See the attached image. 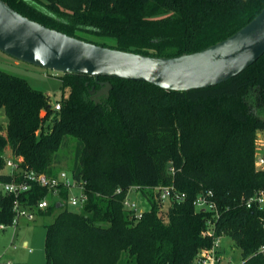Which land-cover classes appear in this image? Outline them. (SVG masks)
I'll use <instances>...</instances> for the list:
<instances>
[{"label": "trees", "instance_id": "obj_1", "mask_svg": "<svg viewBox=\"0 0 264 264\" xmlns=\"http://www.w3.org/2000/svg\"><path fill=\"white\" fill-rule=\"evenodd\" d=\"M5 1L86 41L158 56L208 47L264 7V0ZM60 78L69 94L55 110L49 94L0 69V110L7 118L6 126L0 124V170L9 149L48 175L64 170L66 156L72 174L86 180L88 200L80 209L55 202L41 211L58 209L46 226L49 264H192L201 248L212 245L204 235L212 212L194 204L208 190L221 211L216 234L242 250V264H264V252H258L264 209L242 204L264 189V169L255 166L257 133L264 131V54L225 82L189 91L100 77L113 85L100 103L89 96L94 77ZM11 179L0 174V181ZM170 184L186 198L163 200L157 187ZM134 186L149 201L140 218L123 203ZM48 194L33 185L22 200L34 204ZM13 201L0 195V224L12 223Z\"/></svg>", "mask_w": 264, "mask_h": 264}, {"label": "water", "instance_id": "obj_2", "mask_svg": "<svg viewBox=\"0 0 264 264\" xmlns=\"http://www.w3.org/2000/svg\"><path fill=\"white\" fill-rule=\"evenodd\" d=\"M0 50L16 59L63 73L87 74L90 99L108 98L115 77L146 81L166 90L215 86L244 71L264 54V7L227 38L199 51L158 56L104 46L46 26L0 0ZM51 106V105H50ZM63 202H57V208Z\"/></svg>", "mask_w": 264, "mask_h": 264}, {"label": "built area", "instance_id": "obj_3", "mask_svg": "<svg viewBox=\"0 0 264 264\" xmlns=\"http://www.w3.org/2000/svg\"><path fill=\"white\" fill-rule=\"evenodd\" d=\"M55 110H60L62 103L56 100L52 104ZM258 164L264 165V157H258ZM7 173L12 176L10 181H0V195H11L14 198L13 210L15 212L12 223L9 225H18L22 217L32 221L41 211H46L51 205L50 197H53L56 202H63L66 206L70 205L69 209H80L88 200L86 192V180L76 178L67 170L60 171L57 175H48L45 172H39L27 165L25 159L21 155H10L5 157V165L0 174ZM33 185H39L48 189V196L38 199L34 204L24 203L22 195L27 192ZM68 189V195L65 198L62 196V191ZM139 186H134L129 189L123 203L124 207L133 212V215L140 218L144 211L140 210L137 203L132 200L133 192L138 191ZM160 196L163 200H184L186 198L185 192H180L175 185H160L157 187ZM72 191L76 193L72 194ZM72 194V195H71ZM194 204L198 210L211 211L212 215L207 221V227L204 231L205 236L212 237V245L201 248L192 264H242L244 258L241 252L240 260H236L232 254H227L224 246L223 234H216V221L221 215L218 203L214 199V192L208 190L198 194L194 200ZM242 204L246 207H253L254 205L264 209V189L257 191L253 196L242 198ZM9 225L0 224V229L5 230ZM264 227V222H263ZM230 238V237H229ZM231 246L236 248L233 240ZM242 251V250H241ZM258 252H264V245H261Z\"/></svg>", "mask_w": 264, "mask_h": 264}, {"label": "rangeland", "instance_id": "obj_4", "mask_svg": "<svg viewBox=\"0 0 264 264\" xmlns=\"http://www.w3.org/2000/svg\"><path fill=\"white\" fill-rule=\"evenodd\" d=\"M0 69L6 72L26 78L29 83L50 95L51 104L62 98L63 94H69V88L61 87V72L36 66L16 59L0 50ZM7 118L3 110H0V124L6 126ZM72 147V145H70ZM67 154V153H66ZM8 149L6 157L10 156ZM264 157V131H258L256 140L255 166L264 169V165L257 162L258 157ZM69 159L63 157L62 168L72 173ZM76 191H72V194ZM71 194V195H72ZM140 210L149 207L148 198L140 191L131 195ZM53 205L56 200L50 197ZM67 202V199L65 198ZM168 204V203H167ZM66 207L72 208L68 203ZM58 209L54 208L50 213L38 214L36 220L20 219L18 225H9L5 230L0 229V264H49L45 254V239L47 225L54 220ZM27 242L25 245L24 242ZM232 239L224 238V246L227 254H232L236 260H240L241 249L231 246Z\"/></svg>", "mask_w": 264, "mask_h": 264}, {"label": "crops", "instance_id": "obj_5", "mask_svg": "<svg viewBox=\"0 0 264 264\" xmlns=\"http://www.w3.org/2000/svg\"><path fill=\"white\" fill-rule=\"evenodd\" d=\"M39 214H43V213H39ZM24 244L26 245V244H27V242L25 241V242H24Z\"/></svg>", "mask_w": 264, "mask_h": 264}, {"label": "flooded vegetation", "instance_id": "obj_6", "mask_svg": "<svg viewBox=\"0 0 264 264\" xmlns=\"http://www.w3.org/2000/svg\"><path fill=\"white\" fill-rule=\"evenodd\" d=\"M94 85H96L97 87H99L97 84H94ZM93 86V85H92Z\"/></svg>", "mask_w": 264, "mask_h": 264}]
</instances>
